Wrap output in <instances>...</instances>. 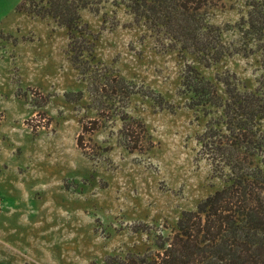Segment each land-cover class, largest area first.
Returning <instances> with one entry per match:
<instances>
[{"label":"rangeland","instance_id":"obj_1","mask_svg":"<svg viewBox=\"0 0 264 264\" xmlns=\"http://www.w3.org/2000/svg\"><path fill=\"white\" fill-rule=\"evenodd\" d=\"M209 1L227 52L208 66L111 4L81 11L87 30L75 36L94 46L75 64L65 26L20 0L0 6V264L142 252L148 226L175 223L224 184L202 152L208 116L186 105L183 70L256 90L262 57L239 29L252 0ZM128 126L145 130L139 149L125 144Z\"/></svg>","mask_w":264,"mask_h":264},{"label":"trees","instance_id":"obj_2","mask_svg":"<svg viewBox=\"0 0 264 264\" xmlns=\"http://www.w3.org/2000/svg\"><path fill=\"white\" fill-rule=\"evenodd\" d=\"M26 4L30 12L67 28L75 64L85 52L92 55L94 46L89 37L75 36L87 30L81 11L98 12L106 4L125 7L136 23L163 31L180 51L207 66L227 52L221 29L207 21L203 8L209 0H21L16 7ZM249 7L239 29L244 41L261 53L260 87L240 89L232 74L223 78L220 89L190 63L181 82L186 105L208 116L199 142L224 184L194 209L183 210L175 223L148 226L146 232H155L147 249L107 255L104 264H264V0H252ZM129 126L125 144L139 149L145 130Z\"/></svg>","mask_w":264,"mask_h":264},{"label":"crops","instance_id":"obj_3","mask_svg":"<svg viewBox=\"0 0 264 264\" xmlns=\"http://www.w3.org/2000/svg\"><path fill=\"white\" fill-rule=\"evenodd\" d=\"M13 1L15 0H0V6L2 8H5L6 6H8L9 4H11ZM21 1V0H20Z\"/></svg>","mask_w":264,"mask_h":264}]
</instances>
